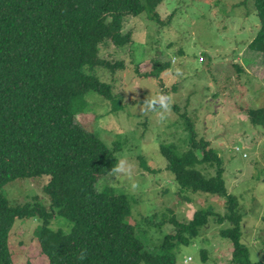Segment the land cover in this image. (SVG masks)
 Returning <instances> with one entry per match:
<instances>
[{
	"label": "trees",
	"instance_id": "1",
	"mask_svg": "<svg viewBox=\"0 0 264 264\" xmlns=\"http://www.w3.org/2000/svg\"><path fill=\"white\" fill-rule=\"evenodd\" d=\"M254 1L260 27L249 48L264 55V0ZM162 2L0 0V264H12L7 237L16 220L40 223L35 235L49 264H175V250L196 239L210 218L219 226H229L219 236L232 245V264H264L252 263L241 242L243 216L238 199L226 191L221 158L208 142L196 140L185 115L187 148L160 146L167 170L174 175L180 195L203 193L225 199L223 216L203 209L183 224L170 212L171 217L159 226L169 224L175 234L149 249L127 221V197L111 186L96 188L116 164L121 148L106 145L76 117L88 108L85 97L90 92L117 109L114 86L98 73L115 74L125 66L123 61L103 58L101 51L131 43L130 34H123L127 18L145 14L165 26L157 10ZM248 118L264 128V107L249 110ZM201 165L213 168V175L204 176L197 169ZM44 176L42 192L49 206L36 197L22 204L6 199L7 184ZM58 218L72 226L69 234L52 230ZM83 249L86 258L79 260Z\"/></svg>",
	"mask_w": 264,
	"mask_h": 264
},
{
	"label": "rangeland",
	"instance_id": "2",
	"mask_svg": "<svg viewBox=\"0 0 264 264\" xmlns=\"http://www.w3.org/2000/svg\"><path fill=\"white\" fill-rule=\"evenodd\" d=\"M158 25L145 14L127 18L123 34L131 43L123 49L109 46L101 56L123 61L124 70L111 74L99 71L102 80L114 86L117 109L96 93L85 99L88 108L78 114L77 122L95 133L106 145L117 144L118 160L126 158L133 166V179L139 185L130 188L127 179L100 178L97 190L111 186L123 193L130 205L127 220L135 234L149 249L158 247L175 229L159 226L171 217L187 224L195 212L203 209L219 216L226 212L225 199L203 193L183 192L160 146L174 144L187 148V132L182 115L192 125L196 140L208 142L223 162V179L228 194L237 198L243 216L242 244L251 262L264 261V128L254 126L249 110L264 107V55L253 53L249 46L260 24L254 0H163L158 7ZM175 56L176 62H171ZM164 65H168L163 69ZM179 67L182 76L173 79ZM136 69V70H135ZM153 73L150 76V73ZM160 94L170 95L172 111L163 123L154 113L145 114L139 102ZM197 169L206 177L213 168ZM47 177L18 179L4 187L9 203L32 202L44 206L50 201L42 192ZM156 217L154 221L146 219ZM35 219L16 220L7 237L12 264H49L40 254ZM62 218L52 222V230L71 232ZM227 223L217 225L209 219L196 239L187 247L175 250V264H232V245L219 236Z\"/></svg>",
	"mask_w": 264,
	"mask_h": 264
},
{
	"label": "clouds",
	"instance_id": "3",
	"mask_svg": "<svg viewBox=\"0 0 264 264\" xmlns=\"http://www.w3.org/2000/svg\"><path fill=\"white\" fill-rule=\"evenodd\" d=\"M170 59L172 63H175L177 58L172 56ZM166 71L169 73V75L173 76V79L183 75L179 67L175 68L174 73L171 69ZM139 106L145 114L154 113L157 117V123H163L168 119V116L172 111L173 101L170 95L160 94L155 97H146L142 103L139 102ZM133 171V164L126 158H121L117 160L116 164L111 168L110 171H108V175L114 178V180L127 179L128 181H131L130 188L132 191H136L139 188V185L133 179ZM86 255L87 251L86 249H83L79 253L77 259L83 260L86 258Z\"/></svg>",
	"mask_w": 264,
	"mask_h": 264
}]
</instances>
